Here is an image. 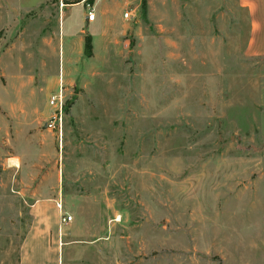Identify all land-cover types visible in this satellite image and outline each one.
Masks as SVG:
<instances>
[{
	"label": "rangeland",
	"instance_id": "374dc122",
	"mask_svg": "<svg viewBox=\"0 0 264 264\" xmlns=\"http://www.w3.org/2000/svg\"><path fill=\"white\" fill-rule=\"evenodd\" d=\"M82 1L0 0V44L18 47L0 60V102L42 111L25 123L0 109V264H19L41 183L56 190L47 224L62 245L113 238L107 264H264V57L244 56L247 11L126 0L133 19L98 33L86 57L75 43L95 34L89 6L59 11ZM122 2L108 6L115 26ZM59 68L60 139L43 129V80ZM30 75L33 92L14 80Z\"/></svg>",
	"mask_w": 264,
	"mask_h": 264
},
{
	"label": "crops",
	"instance_id": "0c3cea01",
	"mask_svg": "<svg viewBox=\"0 0 264 264\" xmlns=\"http://www.w3.org/2000/svg\"><path fill=\"white\" fill-rule=\"evenodd\" d=\"M71 1V0H67ZM113 0H85L82 2H79L75 5H69L67 3H62L60 8V14L61 10H69L73 7H77L78 5L83 4L84 6L88 5L89 7L86 9L87 12L83 13V27L89 28L90 26H94V29H91L94 31V35H90L91 42L94 44L95 36L100 34H110V32L114 29H123L126 27V21L123 19V14L125 12V9L127 7L128 1L123 0V4L121 6L120 15L118 16V21L122 23V25L115 26L114 23L115 20L112 19V13H109V4ZM223 3H231L237 5L241 9H245L248 14V22H249V35H248V41L244 48V56L247 59L252 58H262L264 57V0H216ZM114 3V2H113ZM89 10L94 11L95 13V20L93 22H87L86 20V14ZM65 19V12H62V21L64 22ZM116 19V18H115ZM2 24V23H1ZM2 26V25H0ZM60 27H61V21H60ZM59 27V28H60ZM80 36H83V30L80 31ZM88 37V36H85ZM84 37V39H85ZM84 39L79 38L76 40L75 45L78 47L79 55H83L84 51ZM63 36H62V47H63ZM58 47H59V55H61V37L58 36ZM15 49H18L17 46H10L3 48L0 44V60L8 55H11ZM23 50V47L20 48ZM32 49V48H31ZM26 50V49H25ZM85 57V56H83ZM31 58V56L29 57ZM86 58V57H85ZM19 70L23 69V65L21 62L18 65ZM1 75H0V81L1 79L5 80V85L0 84V89L5 90V88L9 84V76H6V74L3 73V68L0 67ZM33 69L30 71L32 72ZM28 75V73H27ZM64 79L65 74L63 71L61 72V69H58V77L50 78V79H44L43 83L46 86V89L49 91V94H56L59 91V88L63 87L64 85ZM14 80L20 81L21 85H27L30 87V90H35L36 88L34 85L36 84L35 78L30 76H15ZM38 79V81H40ZM40 88V85L38 86V90ZM42 89V88H41ZM54 92V93H53ZM63 94V91H62ZM48 96L47 99V110L50 114V108L48 106V100L52 96ZM0 109L3 111H6L9 115L17 118H21L25 123H27L29 118H32L38 114H40V111L38 108L33 109L28 106H25L24 103L21 102V100L15 101V103L10 104L8 106H4L0 102ZM49 116V115H48ZM48 118V117H47ZM25 160V157H23L21 154L17 156H13L8 161H16L17 166L20 164L22 165ZM37 198L34 199L31 207V212L33 213V222L31 226L29 227L25 238L23 239V242L21 244L20 248V262L19 264H107V262L113 260V249H108V246L112 247L114 244V239H108L106 242H100L97 240V242L84 244V245H77V244H69V246L62 245V236L57 237L56 235V226L55 225H48L47 224V217L49 216H55L56 212L53 209L54 203H57V201L54 199V196L56 194L55 189H49L44 184H39L36 189ZM59 206V205H58ZM69 216V215H68ZM61 217V216H60ZM72 222V221H71ZM68 224L65 225H59L61 227L68 226ZM64 239V238H63ZM98 243H101L102 245H105L106 248L103 249L99 247ZM109 251V252H108ZM87 252H89V259H87ZM109 254V257H108ZM93 256L92 258H90ZM109 258V259H108ZM70 259L73 261L72 263L69 262Z\"/></svg>",
	"mask_w": 264,
	"mask_h": 264
},
{
	"label": "built area",
	"instance_id": "2783aa9c",
	"mask_svg": "<svg viewBox=\"0 0 264 264\" xmlns=\"http://www.w3.org/2000/svg\"><path fill=\"white\" fill-rule=\"evenodd\" d=\"M95 13L92 10H89L86 14L87 22H93L95 20ZM123 19L132 20L133 16L131 12L127 11L123 14ZM63 87L59 88V91L52 95L48 100V106L50 108V114L48 118L43 123V129L48 132H52L55 136L60 139L62 135V119L64 115V98H63ZM72 221L71 216H61L60 225L68 224Z\"/></svg>",
	"mask_w": 264,
	"mask_h": 264
},
{
	"label": "trees",
	"instance_id": "16d2710c",
	"mask_svg": "<svg viewBox=\"0 0 264 264\" xmlns=\"http://www.w3.org/2000/svg\"><path fill=\"white\" fill-rule=\"evenodd\" d=\"M91 51H92L91 39H90V37H85L84 55L86 57H91V55H92Z\"/></svg>",
	"mask_w": 264,
	"mask_h": 264
},
{
	"label": "bare ground",
	"instance_id": "6f19581e",
	"mask_svg": "<svg viewBox=\"0 0 264 264\" xmlns=\"http://www.w3.org/2000/svg\"><path fill=\"white\" fill-rule=\"evenodd\" d=\"M8 164L12 167H16L17 168V163L16 161H8Z\"/></svg>",
	"mask_w": 264,
	"mask_h": 264
}]
</instances>
